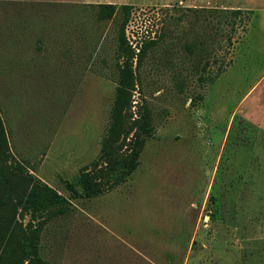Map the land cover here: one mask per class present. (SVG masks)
<instances>
[{
  "label": "rangeland",
  "instance_id": "rangeland-1",
  "mask_svg": "<svg viewBox=\"0 0 264 264\" xmlns=\"http://www.w3.org/2000/svg\"><path fill=\"white\" fill-rule=\"evenodd\" d=\"M0 121L49 264H264V0H0Z\"/></svg>",
  "mask_w": 264,
  "mask_h": 264
},
{
  "label": "trees",
  "instance_id": "trees-1",
  "mask_svg": "<svg viewBox=\"0 0 264 264\" xmlns=\"http://www.w3.org/2000/svg\"><path fill=\"white\" fill-rule=\"evenodd\" d=\"M97 5L100 18L113 16L115 11L113 4L101 3ZM122 7L125 11V19L119 28V47L126 50L127 48L123 47L122 43L124 41V24L129 16V6L123 5ZM240 11L239 8L228 10L233 15L240 14ZM143 52L144 46H141L137 54L138 63ZM130 53V57H133V50ZM124 88L125 82L122 77L111 108V122L108 130L110 136L116 134L121 128L120 115L126 102ZM144 122L146 131L150 132L148 116L144 118ZM6 150L7 138L0 121V160H5L7 157ZM0 163L5 164L6 162ZM5 168L7 169V167ZM21 184H23L24 190H20ZM63 202L64 198L60 194L38 178H33L28 173L22 174L21 171L8 172L0 164V264H49L40 252L42 223L58 211L61 212L63 208L56 211H51L50 208ZM43 214L46 216L40 224H34L33 222ZM27 215H29L28 220L23 226L21 221Z\"/></svg>",
  "mask_w": 264,
  "mask_h": 264
}]
</instances>
